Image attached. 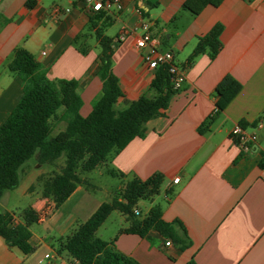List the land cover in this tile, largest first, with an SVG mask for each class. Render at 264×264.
I'll use <instances>...</instances> for the list:
<instances>
[{
    "label": "crops",
    "instance_id": "obj_1",
    "mask_svg": "<svg viewBox=\"0 0 264 264\" xmlns=\"http://www.w3.org/2000/svg\"><path fill=\"white\" fill-rule=\"evenodd\" d=\"M26 1L0 0V125L22 91L20 79L6 68L18 47L31 53L46 80L54 84L76 80L80 114L89 112L101 86L93 74L99 52L95 28L112 38L111 70L122 92L114 108L123 110L140 96L151 95L154 70L147 68L134 46L141 23H147L157 48L172 53L182 80L164 114L149 120L144 137L133 138L109 166L124 174L123 181L160 174L166 201L160 206L162 218L179 220L188 243L181 249L173 243L165 246L157 233L151 242L118 233L114 248L138 264H185L191 258L195 264H264V128L254 125L264 120V0H209L194 14L184 9V0H121L119 12H88L83 0H31V6ZM53 6L61 11L53 13ZM217 24L222 43L217 55L212 59L198 55L182 68L197 38ZM227 75L241 89L223 111L215 113L214 88ZM211 117L209 128L200 133V124ZM240 121L256 141L239 152L229 133ZM63 127V122H52L54 134ZM40 174L31 175L30 185L21 192L28 193V207L46 212L37 223L46 221L57 238L69 234L102 202L92 190L77 186L53 208L31 183ZM175 177L177 183L172 182ZM126 226L125 221L121 228ZM29 231L31 246L55 252L51 239H39ZM2 245L0 264H17L18 257L14 255V261L9 256L13 252Z\"/></svg>",
    "mask_w": 264,
    "mask_h": 264
},
{
    "label": "trees",
    "instance_id": "obj_2",
    "mask_svg": "<svg viewBox=\"0 0 264 264\" xmlns=\"http://www.w3.org/2000/svg\"><path fill=\"white\" fill-rule=\"evenodd\" d=\"M208 1L184 0L183 7L194 14ZM26 5L31 6L32 1L27 0ZM94 26L91 22V27ZM220 32L221 26L217 24L207 34L199 36L182 68L192 64L201 54L214 58L222 47ZM93 35L99 46L93 74L99 78L101 86L90 111L84 116L80 114L82 101L76 80H60L54 84L46 80L45 71L31 53L22 47L14 49L6 68L20 79L22 91L0 125V198L18 186L21 166L33 158L38 164L51 168L49 173L38 175L35 182L40 195L49 199L53 208L59 207L77 186L94 189L84 174L99 166L106 167L111 177L122 180L124 174L109 166L111 160L133 138L144 137L149 120L164 114L177 91L168 65L154 69L149 85L151 95H142L125 109L116 110L114 104L122 92L111 70L112 38L97 28ZM240 89L239 82L224 76L214 88L215 113L223 111ZM212 119L202 122L198 131H206ZM52 122H63V129L52 135ZM239 125L245 128L243 121ZM59 158H63V162L55 170ZM162 181L160 174L144 180L135 176L122 180L108 201H102L69 234L56 239L55 253H64L80 264H138L116 251L112 242L95 236L113 211L124 216L127 223L118 233L136 234L150 242L152 234L157 233L165 241L184 248L188 243L187 234L179 220L165 221L160 205L152 206L141 215L137 205L139 200H151L158 194ZM38 221L39 213L31 207L23 210L20 221L11 213L0 212V238L9 249L17 248L23 255H30L35 247L29 243V226ZM185 264H195V261L191 258Z\"/></svg>",
    "mask_w": 264,
    "mask_h": 264
},
{
    "label": "rangeland",
    "instance_id": "obj_3",
    "mask_svg": "<svg viewBox=\"0 0 264 264\" xmlns=\"http://www.w3.org/2000/svg\"><path fill=\"white\" fill-rule=\"evenodd\" d=\"M50 3L53 0H45ZM90 111V110H89ZM55 132L52 131V135ZM63 162V158H59L56 162V166L53 168L57 170L58 166H60ZM50 167L45 165L38 164L36 159H31L25 162L19 172V186L15 189L8 190L4 193V195L0 198V212H9L14 215V217L20 218L23 210L28 207L31 200L27 194H22V188L30 185V176L36 173H49ZM23 171H26L25 173ZM84 176L89 180V182L94 186L92 192L96 195V197L101 201H108L111 197L114 189L119 185L120 179L116 177H111L106 173V167L99 166L87 173ZM33 183V187L37 192L39 187L36 182ZM91 191V190H89ZM36 194V193H35ZM138 207L141 210V215H143L149 208L154 205H160L164 207L166 205V201L163 198V190L160 188L158 194L153 196L151 200L141 199L138 202ZM46 221L43 223H32L29 226V229L32 231L33 235L39 239L48 238L51 239L54 246H56L57 234L54 230H51L46 226ZM125 225L124 217L118 213L117 211H113L105 220V222L98 228L95 232V236L106 241L112 242L114 244V238L118 234L120 228ZM0 242L3 244L2 239L0 238ZM34 242V241H33ZM36 243V242H35ZM6 246V245H5ZM7 247V246H6ZM8 248V247H7ZM10 252L9 256L15 261L14 255L18 257L17 264H49V260L44 258V251L40 248L38 244H36L35 251L30 255H23L17 248L8 249ZM4 256V253L0 252V260L1 257ZM65 260H68L69 257L66 255L63 256ZM52 262V261H51ZM55 264H59V260H53Z\"/></svg>",
    "mask_w": 264,
    "mask_h": 264
},
{
    "label": "built area",
    "instance_id": "obj_4",
    "mask_svg": "<svg viewBox=\"0 0 264 264\" xmlns=\"http://www.w3.org/2000/svg\"><path fill=\"white\" fill-rule=\"evenodd\" d=\"M84 7L88 12H98L104 10L106 12L116 11L119 12L123 8L121 0H83ZM58 6L52 7V12L58 14L60 12ZM142 33L135 40L134 46L137 52L142 53V58L147 65V68L154 70L159 65H168L169 72L173 75V84L177 88L182 80L181 71L172 63V53L169 50H159L157 48V39L154 38L149 30L147 23H141ZM255 128H264V120H258L255 124ZM229 137L233 142L234 146L240 151L248 149L256 141V136L253 133H248L239 124L234 125L229 133ZM264 178V171L262 173ZM173 183L178 182V178L175 177L172 180ZM166 197V195H165ZM46 212L39 213V221L43 220ZM165 246L171 245L169 240L164 242ZM57 258L58 255L55 252H47L44 254V258L51 260L52 258ZM59 264H80L75 258L69 257L68 260L64 258H58Z\"/></svg>",
    "mask_w": 264,
    "mask_h": 264
}]
</instances>
